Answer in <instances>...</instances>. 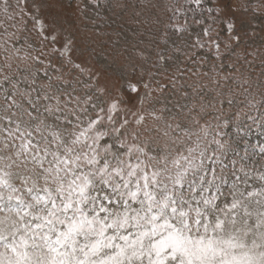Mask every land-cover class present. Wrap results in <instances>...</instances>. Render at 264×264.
<instances>
[{
  "label": "snow or ice",
  "instance_id": "1",
  "mask_svg": "<svg viewBox=\"0 0 264 264\" xmlns=\"http://www.w3.org/2000/svg\"><path fill=\"white\" fill-rule=\"evenodd\" d=\"M0 12L12 18L8 0ZM32 19L43 33L44 21ZM175 27L186 31V25ZM13 38L7 33L4 43ZM71 43L62 46L69 62ZM215 47L218 52L220 45ZM20 52L13 45L5 67ZM28 58L25 52L22 59ZM74 67L84 71L80 64ZM37 71L0 78V264H264V171L252 173L241 165L243 179L236 175L229 183L215 171L207 179L205 159L211 157L202 146L207 127L183 130L189 139L196 136L184 151L172 147L184 140L171 136V124L157 129L171 144L156 155L147 141L141 146L121 137L127 119L112 129L108 142L109 132L100 128L104 109L85 123L78 113L87 108L70 107L78 96L51 84L42 85L43 92L31 87ZM44 76L52 79L47 70ZM61 95L69 99L62 102ZM116 110L112 103L109 113ZM107 120L115 123L111 114ZM211 143L216 151L228 147L215 137Z\"/></svg>",
  "mask_w": 264,
  "mask_h": 264
},
{
  "label": "rangeland",
  "instance_id": "2",
  "mask_svg": "<svg viewBox=\"0 0 264 264\" xmlns=\"http://www.w3.org/2000/svg\"><path fill=\"white\" fill-rule=\"evenodd\" d=\"M8 4L12 18L0 12V78L8 74L17 79L28 74L26 69L38 70L32 88L43 92L41 86L51 84L78 96L70 107L87 108V113H78L85 123L103 108L100 128L109 132L108 142L112 129L127 119L121 137L141 146L147 141L153 155L171 144L157 129L171 124V136L184 140L172 147L184 151L194 146L196 136L189 139L183 130L197 133L207 127L202 141L211 157L205 159L207 179H212L213 171L229 183L236 175L243 179L241 165L252 173L264 171V0H201L199 5L191 0H99V5L92 0H8ZM33 16L44 21L43 33ZM184 25L186 31L176 30ZM7 33L15 38L5 44ZM69 40L71 62L62 55ZM13 45L21 52L7 61L12 65L7 68L6 56L12 55ZM25 52L27 61L22 59ZM112 103L117 104L115 113H109ZM110 114L115 123L108 122ZM140 116L144 120L137 124ZM213 137L228 147L216 151ZM223 189L227 193L228 185Z\"/></svg>",
  "mask_w": 264,
  "mask_h": 264
}]
</instances>
